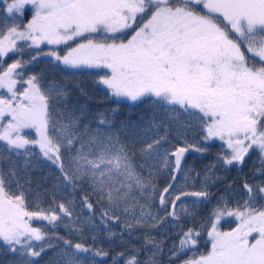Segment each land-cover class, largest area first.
I'll list each match as a JSON object with an SVG mask.
<instances>
[{
  "label": "snow or ice",
  "instance_id": "6c2138e0",
  "mask_svg": "<svg viewBox=\"0 0 264 264\" xmlns=\"http://www.w3.org/2000/svg\"><path fill=\"white\" fill-rule=\"evenodd\" d=\"M217 142L203 175L185 166ZM253 156L238 191L216 174ZM101 235L142 239L144 264L170 239L166 264H264V0H0V264H105Z\"/></svg>",
  "mask_w": 264,
  "mask_h": 264
},
{
  "label": "trees",
  "instance_id": "16d2710c",
  "mask_svg": "<svg viewBox=\"0 0 264 264\" xmlns=\"http://www.w3.org/2000/svg\"><path fill=\"white\" fill-rule=\"evenodd\" d=\"M11 56V55H10ZM16 57H11V58H6L7 63H11L12 59H15ZM24 60H29L30 56L28 55V52L26 51L23 54L22 57ZM48 58H41L40 62L38 63H33L32 65H30L27 69H25V75L27 76L28 74H32V73H39L42 70H48L50 71V67L48 65L45 64V60ZM56 78L57 79H63V75L60 73L56 74ZM97 77L95 76H89V75H80L78 77L75 78H69V83L70 85L74 88L76 83H79L80 86L87 92V98L85 100V102L87 103L89 110L92 113H95L98 110H104L107 108H110L112 106L111 101H109L106 98V90L103 88V86L98 85L95 83ZM130 109L128 107H124L121 109V118H123L124 116L128 115ZM140 114V110L137 109L135 111L132 112V118L135 119L138 115ZM189 139H192L191 134L189 135ZM220 150L219 148V142H217L216 146H213L209 153L201 156L197 153H191L189 155H187L186 158V167H192L194 168L197 172H200L201 175H203L205 169L207 166H209L210 164H212L213 162H215L216 160V154L217 152ZM256 160V157L253 156L247 163V165L244 167L243 171L240 172L238 171L236 168H232L230 170H228L227 172H224L221 170V167L218 166L216 168V174L217 175H221L225 178V183H233L235 181L234 187L237 189V191L240 188V181L247 178L249 180V182H256L255 180H253L252 178V166H253V161ZM193 175H195V173H193ZM165 179L166 178H161L160 183L163 184L165 183ZM217 189L220 190V192L223 191V185L217 184L212 190L216 191ZM81 193H77V196H79ZM215 203V201H213V204ZM45 207H47V203L44 204ZM212 205H208V208H211ZM208 208H205L202 212H201V216L205 215L208 211ZM79 210V209H77ZM67 219V218H65ZM199 217L197 218V220L199 221ZM191 221H189V223L186 226H191ZM41 224H45L44 223H40L38 225ZM221 224L223 225L222 230H229L230 227L234 226V222L232 224L226 223L224 221H221ZM197 226L198 223H197ZM58 232L60 235H65L66 234V229L63 225H61L58 228ZM157 239H160L161 237L159 235L156 236ZM174 239V236L172 237ZM86 243L91 244L92 240H91V236L90 235H86ZM167 247L165 248V255L163 257L157 256L156 260L158 261V264H166L168 256H167V251L168 248H171L172 246V242L171 239L168 240L167 242ZM97 246H102L104 248V250L109 252V256L105 258V264H113V257L116 256L117 253L119 252H125L128 250H131L133 247H135V249L137 251H139V261L140 264H144L145 260L151 256V252L148 250H142L143 248V243H142V239H138L137 237H132L127 245V248L119 243H112L110 242L105 236L101 235L100 239L97 242ZM208 245L206 243V233L204 234V237L201 240V244L199 246V250L200 251H205L207 249ZM49 255H51V253H49ZM186 258V257H185ZM47 257L44 258V260H46ZM44 260H41V264H44ZM117 264H124V260L120 259L118 260ZM177 264H180L179 261H177Z\"/></svg>",
  "mask_w": 264,
  "mask_h": 264
},
{
  "label": "rangeland",
  "instance_id": "374dc122",
  "mask_svg": "<svg viewBox=\"0 0 264 264\" xmlns=\"http://www.w3.org/2000/svg\"><path fill=\"white\" fill-rule=\"evenodd\" d=\"M27 20V17H25V21ZM11 55V54H10ZM44 223V221H33L34 226H38V224ZM46 223V222H45Z\"/></svg>",
  "mask_w": 264,
  "mask_h": 264
}]
</instances>
